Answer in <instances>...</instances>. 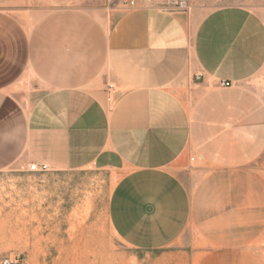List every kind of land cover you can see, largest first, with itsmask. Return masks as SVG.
I'll return each instance as SVG.
<instances>
[{
    "label": "crops",
    "instance_id": "crops-1",
    "mask_svg": "<svg viewBox=\"0 0 264 264\" xmlns=\"http://www.w3.org/2000/svg\"><path fill=\"white\" fill-rule=\"evenodd\" d=\"M91 1L0 0V172L122 170L108 220L142 251L171 245L207 199L237 217L240 181L253 208L264 109L244 82L264 65L262 18L229 5L192 28L150 0ZM195 160L208 172L194 187ZM235 220L226 241H206L254 242Z\"/></svg>",
    "mask_w": 264,
    "mask_h": 264
},
{
    "label": "rangeland",
    "instance_id": "rangeland-1",
    "mask_svg": "<svg viewBox=\"0 0 264 264\" xmlns=\"http://www.w3.org/2000/svg\"><path fill=\"white\" fill-rule=\"evenodd\" d=\"M130 1L89 3L115 8ZM150 1L186 14L192 28L211 10L229 5L251 8L264 21V0ZM244 85L264 109V65ZM192 167L193 177L188 183L195 187L208 168H202L196 160ZM252 167L256 176L253 208H248L246 199H242L250 185L240 181L237 217L229 209L216 210V201L207 199L201 214L195 210L194 225L168 247L151 251L128 246L110 226L109 197L122 170L93 166L77 170L34 172L16 168L0 172V259L19 255L21 264H264V152ZM246 171L243 169L238 174L243 176ZM187 173L183 172L182 176L186 177ZM235 219L240 231L254 230V242L231 248L216 247L206 241L212 235L223 236L222 242L234 235L228 230L234 229Z\"/></svg>",
    "mask_w": 264,
    "mask_h": 264
},
{
    "label": "built area",
    "instance_id": "built-area-1",
    "mask_svg": "<svg viewBox=\"0 0 264 264\" xmlns=\"http://www.w3.org/2000/svg\"><path fill=\"white\" fill-rule=\"evenodd\" d=\"M130 5H134V2L130 1ZM221 85L229 86L231 85V82L221 81ZM27 169L29 171H34V172H44V171L50 170L49 166L45 163H42V164L30 163L28 164ZM22 262L23 260L21 259L19 255H7L0 259V264H21Z\"/></svg>",
    "mask_w": 264,
    "mask_h": 264
}]
</instances>
